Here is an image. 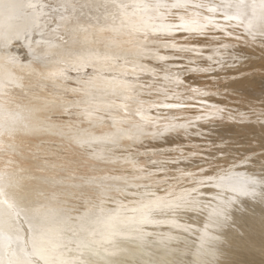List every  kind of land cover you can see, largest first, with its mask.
I'll return each mask as SVG.
<instances>
[{
	"label": "bare ground",
	"instance_id": "6f19581e",
	"mask_svg": "<svg viewBox=\"0 0 264 264\" xmlns=\"http://www.w3.org/2000/svg\"><path fill=\"white\" fill-rule=\"evenodd\" d=\"M19 2L24 3V4L31 2L37 5V8L35 10L26 8L21 12L20 17L16 19L15 21H13V25H14L13 34L15 35L16 33H19V38L12 39L7 47H0V124L4 125L3 128H0V161L2 160V158L6 156L10 155L12 157V159L10 160L12 162V164L10 163L11 165L9 164L7 166L6 165L1 166L2 163L0 164V174L4 176L3 181L0 182V186L4 188V191L6 193L5 198L13 202L15 204L16 210L19 212V216L8 215L6 212V205H0V208L5 209V215L3 217L4 223L0 224V231H3L5 236H8V235H12L13 237H15L16 235L27 236L30 225L42 226L41 245L46 250L47 255L55 258L56 264H264V194L261 193L260 188H257V194L255 196L236 197L235 201L226 209L227 219L221 221L220 223H216L214 222V220L209 219V213L211 211V207L204 206L205 204L211 203V206L215 207L217 204V201L212 200V196L215 195V191L209 188L200 189L203 195L200 197H197V199L200 201L198 205L188 204L178 209L164 208L162 210H158L154 212L153 219L157 221L155 223L140 224L139 223L140 212L133 211V209H139L141 203H149L150 201H156L157 198H164L163 203L174 201L176 197H179L183 195L185 192L190 191L192 188L197 187L196 180H198L202 175L204 174L213 175L219 172L221 169H227L233 165L235 166L234 171L238 173H244L246 175H251V176L256 177L257 179L264 178V45L262 44V42L260 43L261 45L257 44L256 41L249 38V34L247 35L246 32H245L246 34L245 33L239 34L236 29V27H238L236 26L237 25L236 24L235 25L236 27L234 30H236L235 33L237 34L235 36H230L228 35L230 32L226 33L224 31L217 33L216 36H217V40L220 39V40L226 41L228 39V41L225 42L223 45L224 48H225V45H226V49L227 47H230L231 49L237 48L238 49L237 52L239 51V49L242 48L243 55L242 54L240 55L241 51H239L240 53L239 52L237 53L236 50L235 51L232 50L234 53L236 52L238 54L237 56H239V59L236 60L235 59L236 54H234L235 57L233 58V60L231 59L228 61L229 62L234 61L235 63L231 62V65H230V63H228L227 61V58H224L226 60L225 61L222 60V61L223 62L227 61V64H228V65L227 64L223 65V66H226L225 70L221 69V67L219 68L215 67L213 71H209V70L201 71L200 69H205V68L200 67V69H198L197 72L195 71L196 73H198V77L197 78L196 76L194 77L193 80H196V82L195 84L192 82L194 85H192L191 88L194 87L197 90H199V92L205 93V95L198 94L200 96V99L203 98L204 102H208L209 106H213V108L210 109V110H213V112L215 113V115L211 116L213 120L211 121L210 119V121L208 122L204 121V122L208 123L207 128L209 126H212L213 129H215L218 132V135L216 134V136H214L213 138L211 137V139H209L210 141L207 142V139H206L205 142H207V146H206V149L204 150L205 153L200 154L202 157V159L200 160H195L193 162L191 161L190 163H184L181 166L170 167L167 170H165L166 171L165 172L163 171L164 168H162L159 165V163L150 164V165L145 164L148 158L149 160L154 159L155 157L154 155H150L151 157L149 156L146 158L140 155L139 157H137L138 154H143L149 151L146 149L148 146L146 145L143 146V143H140L138 139L146 134H149L150 130L149 131L144 130L143 132H140L135 129H129V128L127 129L122 126L123 124L120 125L117 123L114 124L113 126L112 125L113 121L109 123L112 125L110 129L108 130L101 129V128L98 129L100 127L101 119L99 120L98 119L99 117H98L97 119H94L93 121L90 120L91 121L90 122L91 132H89V135L87 134V136L84 137L85 139H82V137L76 138L72 142H74L77 146L79 145L78 147H82L86 143L92 144L94 147H98L100 149V152L95 153L91 150H87L84 152L89 153L90 157L93 159V160L91 159L92 165L97 167V166H100L101 164L107 163L106 165H109L110 167L109 170L112 173L104 175L103 178H97V176L94 178L91 175L92 173L91 172L90 174L85 175L82 180L74 179V178H72L71 180H67L66 181L68 183L67 189L71 191L67 195L69 198L71 197V199L73 200H78L76 199V197L81 196L84 200L85 199L89 200L90 199V196L88 195L89 189L94 188L93 186H95L98 189V198L97 200L93 201L94 203L93 205H95V208L92 207L93 205L89 206V203L91 204L92 202L83 203L84 204L83 207L77 208L76 204L78 202L75 203V206H76L75 207L73 201L70 200L69 201L70 204L68 203L69 208L65 209L62 207L63 205L60 204V202L58 204L57 203L58 201L55 200L56 199L55 193L59 191V189L61 188V186H59L58 183L62 182L63 184V180H62L63 178L61 179L60 178L61 176L57 177L56 175H53L54 170L48 169L49 167L46 165L47 163H44L43 161L46 153L44 155V158L40 159L42 156H40V158H38L37 156L36 158H33L35 156H31V154L28 153L29 151H24L27 144H30V146L32 147L37 146L36 145L37 139L43 140L45 143L55 138L50 133H46L47 131L43 132L46 134H42V132L39 130L41 121L42 122L44 121L43 113L44 111H46V110L43 111L42 108H47V109L52 108V110L56 109L59 111L61 110V106H57V104L56 105H52V104L51 105H44V104L41 105V103L39 102H42V101L46 102V101L45 100L38 101V100L32 99L31 95L22 94V91L23 92L25 90L27 91V88H26L28 85L27 83H31L34 81L31 79H35V77H39V79L41 78V80H46L45 78L46 76L60 70L59 68H55L57 66L56 64L60 63V62L56 63V61L58 62V60H60L59 55L67 54L68 50H70L69 48L74 47V46H71V45H74L71 42L67 43V42H63V40L66 38L65 35H67V33L65 32V29L68 30V28L74 27V25L69 23V21L67 23V20L70 16H72L70 15L71 11L74 8L77 9V7H74V8L69 7V5L65 2V0H19ZM137 2L140 3V1L138 0ZM253 2L257 3V1L248 0L249 4ZM125 6H127V4ZM125 6L123 7L124 9L126 8ZM131 10L132 9H130V12ZM136 11L137 10L132 11L131 14L133 12H135L136 14ZM130 12H127L126 15L128 16V13ZM190 12H195V10H192V11L190 10ZM74 13L77 14V12H74ZM139 14L140 13L136 14L135 16ZM175 14H179V13H174L173 15ZM83 15H85V13H83ZM205 15L208 16V12L205 13ZM205 15H202V16H205ZM73 16L77 18V15H73ZM85 16H82V17H85ZM87 16H90V15L87 14ZM215 16H216V13H215ZM175 17H177V15ZM118 18L120 19L118 21H121L122 17L121 18L118 17ZM72 19L73 18H71L70 21H72ZM102 19H99V22ZM222 19L219 18L218 21L220 20L223 22ZM107 20H108L107 22L109 23V18H107ZM88 22H92V21L88 20ZM93 22L95 24V21ZM102 22H104V20L101 21V23ZM97 23L98 22H96V24ZM129 23L131 24L133 22H128L127 24L129 25ZM172 23L175 24V22H172ZM237 23H240V21ZM255 23L257 25L259 24L258 15H257V21ZM178 24L179 22L176 23V25ZM90 25L93 28L94 27L96 28L95 25L94 26L93 24H90ZM117 25H119V23ZM132 25L134 24H131L129 26L132 27ZM91 26L89 27L88 25L86 27L84 24V27L86 28L88 27L91 28ZM108 26L105 24V27L107 29L109 28ZM78 30L79 29L76 28V32ZM110 30L112 29L110 28ZM225 31H228V30H225ZM173 32L181 34V36H179L177 39L184 40L186 42H195L196 40H200L203 36L201 34H197L194 32L192 33V32L185 31V30H180L178 32L173 30ZM232 32L233 30L231 31V33ZM87 33L84 32V35ZM115 34H118V33L115 32ZM205 34L209 35L207 34V32ZM75 35L76 34L74 33L73 36ZM160 35L157 36L158 39L159 37L161 39L162 35L161 36ZM79 36L81 37V35ZM115 37L117 36L115 35ZM213 37L214 36L212 34H211V37L209 36V38H211V42H212ZM111 39H112V36H111ZM164 39H169V38H164ZM261 39H263V37ZM163 41L165 42V40ZM208 41L209 40H207V42ZM78 43L76 44L79 50V47L81 46H78ZM81 43H83V41L80 42L79 44ZM178 43H180V41ZM86 45L83 44L82 46L85 47ZM179 45L178 47L180 48ZM106 46L107 44L105 45V47ZM186 46L191 47V45H186ZM194 48L196 47L194 46ZM197 48H199V46H197ZM224 48H221V49H224ZM78 50H75V51H78ZM229 51L231 50L229 49ZM226 52L224 54H226ZM54 57H56V59H54ZM229 57L230 56H228V58ZM143 62H147V61L143 60ZM67 67L65 66L66 70H68ZM92 72L88 70L87 74L89 75ZM84 73L82 75H84ZM95 74L96 73H93L92 76L88 77L85 81V83L89 87H91L90 90L95 89V88L98 89L96 87V81L98 79L94 77ZM148 75H150V73ZM132 76H130V78ZM153 76L154 75H152V77ZM157 77H162V75L158 76L157 74ZM157 77L154 79L158 80ZM115 78L116 77H112V78L104 77L102 78V80L115 81L116 80ZM118 81H121V80H118ZM101 82L103 81H100L99 84H101ZM156 82L157 81H155V83ZM163 82L164 81H162V83ZM150 83L151 82H149V84ZM44 84L42 83V85ZM153 85L154 84L152 83V87ZM107 86L110 87L109 89L110 92L111 91L113 92L114 86H112L111 84ZM173 87L175 86L173 85ZM145 88L147 87H144L143 89L142 88L141 89L144 90ZM158 88H159V85H158ZM175 88H178V87H175ZM191 88L189 89L191 90ZM159 91L160 90H158V92ZM168 91H172V90H168ZM97 93H99V91ZM102 93L103 92H101V94ZM150 93L153 94L152 92ZM175 93L177 92H174V94ZM142 94L145 95V92ZM170 95L171 94H168V96ZM180 95H182V93ZM188 96L190 95L188 94ZM191 96L193 97L192 94ZM83 99L89 100V99H92V97H85ZM184 99L183 101L185 103L189 104L190 102L191 104L192 100L189 102L188 101L186 102ZM169 101L167 103H170ZM192 102L194 104L195 101H192ZM199 102H196V103H199ZM104 104H107V102ZM61 105H62V102H61ZM198 105H201V104H198ZM216 109H222V111L216 112L215 111ZM197 110L198 109L196 106L183 108L178 111H174V109L171 110L170 112H173L174 114L175 113L179 114L177 115L180 116V124H185L186 127L184 128L177 127L175 129L164 127L162 129L163 131L162 133L164 134L168 133L170 135H181L182 138L187 139V143H185V146L192 147V145H190L192 142V139H188V137L196 136L194 134L196 128L192 130L193 124H190V122L191 121L196 122L195 119L197 116H199V114H197V112L199 113V111ZM71 113H73V111ZM76 113L74 112L73 115H76ZM167 113L168 112L166 111V113L163 115H166ZM207 113L210 114V112H207ZM169 114L167 116H169ZM172 116L176 117V115H172ZM151 119L154 120L153 118ZM116 120L121 121L119 119H116ZM45 123H48V121ZM73 123L75 124V122ZM131 126H134V125H131ZM75 127L73 128L77 130L75 131L72 130L73 132L71 131V133L68 136L78 137L79 135H81V132L83 131L80 132L78 130L79 128L77 127L75 128ZM108 127L106 126L105 128H108ZM158 128H157L156 133L161 130V129L158 130ZM82 130H84V128H82ZM58 131L59 130L57 129L56 132ZM64 131H67V130H64ZM64 131L62 132L64 133ZM197 131L199 132L198 129ZM59 134H61V131ZM204 137H207V136L204 135ZM158 138L159 137H157V139ZM63 139L65 140V138ZM107 139L117 140L123 143V145H125L126 141H129V140L136 141L139 144L137 145L138 146L137 151H135L136 157L135 156L130 157L132 153L130 152L129 154L128 152L129 156L127 160L125 159L126 164L124 165L123 164L121 165L120 164L121 161L118 159L116 160L115 158H105V156L104 158L99 157L100 155L102 156V155L109 154L106 151L109 149L107 148L108 146L103 147V145L105 146V144H103V140L107 141ZM160 139H158L159 142H160ZM198 141L200 140L198 139ZM39 143L40 142H38V144ZM41 144L42 143H40L38 146L40 147ZM63 146L65 147V145ZM41 148L39 149V152ZM11 149H13L14 152L11 151ZM50 149L51 148H49V150ZM58 149L60 150L61 148H58ZM53 150H57V149H53ZM53 150H50V151L53 152ZM189 150L190 149H188V151ZM60 151H61L60 153H62L63 150H60ZM154 151L152 153H155ZM73 152L75 151L73 150ZM73 152L70 154H73ZM161 152L163 151L161 150ZM173 152H176V151H173ZM178 154H181V152H178ZM156 156H159V155L157 154ZM50 160H53V159H50ZM46 161L47 160H45V162ZM5 162H9V161L6 160ZM202 164H206V165L203 166ZM33 166H37L38 169L36 167L37 170L36 169L33 170L32 169ZM148 167H150L152 170H149V171L142 170V168L146 169ZM56 168H59V167H56ZM82 168H84V166ZM39 169L41 170L39 171ZM202 169L204 170L203 172L201 171ZM116 170L118 171L120 170V171L117 172ZM157 171L163 172V175L161 176V173H160V176L151 175L152 172L155 173ZM84 172L86 171L84 170ZM87 172L89 173L90 171H87ZM187 172H193V173L197 172V176L191 175L195 177L193 184H191L192 182L190 184H185L186 183L185 182V183H181L180 185L178 184V186H176L175 189L167 188L166 186L167 183L165 184V179L163 178L165 174H169L173 176L175 180L178 177L181 178V176ZM73 173H75V171ZM56 174H60V173L57 172ZM185 179H186V176H185ZM43 180L45 181L44 183H42ZM168 186H171V185H168ZM77 187H79L80 189L79 188L77 189ZM46 188H48L47 189L48 195H46V193H44L45 195L37 194V192L39 191L38 189H40L39 192H41L42 189H46ZM62 202L63 201L61 200V203ZM63 204L65 203L63 202ZM65 207L67 208V206ZM133 221H136V222L133 223ZM206 224L208 225L207 228L205 227ZM6 247H7V240L5 239L2 242V246H0V256H3L5 254ZM41 264H43V261L41 262Z\"/></svg>",
	"mask_w": 264,
	"mask_h": 264
},
{
	"label": "rangeland",
	"instance_id": "374dc122",
	"mask_svg": "<svg viewBox=\"0 0 264 264\" xmlns=\"http://www.w3.org/2000/svg\"><path fill=\"white\" fill-rule=\"evenodd\" d=\"M76 1V2H75ZM79 1V2H78ZM127 1V3H126ZM141 2V0H138ZM207 0H205L206 2ZM254 1H257V3H255L257 5V9H256V14L258 15V18L259 16L261 15V9L259 7L260 5V0H254ZM65 2L69 5V7H77L74 8L70 15L68 20H67V23L69 21V23L73 24L74 27L73 28H68V30L65 29V32L67 33L66 38L63 40V42H71L72 44L74 45H71V46H74V47H71L69 48L70 50H68V53L67 54H60L59 55V59L58 62L56 61V63H59V64H56L57 66L55 68H59L60 70L56 71L55 73H52L48 76H46V80H41V78L39 79V77H35V79H31V80H34L33 82L31 83H27V91L25 90L24 92L22 91V94H26V95H31L32 99H35V100H38V101H42V100H45L46 102H39L44 105H56L57 106H61V110H52V108H42L44 113H43V116H44V121L42 122L41 121V125L39 126V130L42 132V134H46V133H50L51 135H53L55 138L54 139H51V141H48V142H45L47 144L44 143L43 140H39L37 139L36 141V145L38 146L40 143L41 146L37 147H32L30 146V144H27L26 145V148L24 151H29L28 153L31 154V156H35L33 158H36V156L38 158H40V156H42L40 159H43L44 158V155H45V158L43 159L44 163H47L46 165L49 167L48 169L49 170H54V174L53 175H56L57 177H60L62 180H63V184L62 182L58 183L59 186H61V188L59 189V191H57L55 193L56 195V201H58L57 203L59 204H62L63 208L65 209H68L69 208V201H73L74 203V206H75V203L77 208H81L84 206L83 203H86V202H92L91 204L89 203V206H92L94 203L93 201L97 200L98 198V189L93 186L94 188H90L89 189V196H90V199H83L81 196L79 197H76V199L78 200H73L71 199V197L69 198L67 195L68 193H70L71 191L69 189H67V180H71L72 178L74 179H79V180H82L83 177L87 174H90L91 172V175L95 178L97 176V178H103L104 175H107V174H111L112 172L109 170V165H106L107 163H104V164H101L100 166H94L92 165V158L90 157L89 153H85L84 151H87V150H91L95 153L97 152H100V149L98 147H94L92 144H85L84 146L82 147H78L74 142H72L73 140H75L76 138H81L82 139H85L84 137L87 136V134L89 135V132H91V125H90V122L93 121L94 119H98L101 121L100 122V127L98 129H105V130H108L112 127V125L114 126V124H120L122 125L123 127L125 128H129V129H135L137 130V128L135 127V125L138 123V124H143V121L140 120V116H138L136 113H137V109L139 108H143L144 110V113L153 118L154 120H152L150 123H148L147 125H145L144 127V130H147L149 131V134H146L142 137H140L138 140L140 141V143H143V146L146 145L148 146L146 149L149 150L143 154H138L137 157L142 156V157H149L150 155H154V159H150L148 158L147 162L145 163L146 165H150V164H158L164 168L163 171L167 170L168 168L170 167H175V166H181L183 165L184 163H190L191 161H195V160H200L202 159L201 155L200 154H204L205 153V149H206V146H207V142L210 141L209 139H211V137L213 138L214 136H216V134L218 135V132L213 129L212 126H208V121H211L213 120L212 119V115H215V113L213 112V110H210L213 108V106H209L208 105V102H204L203 101V98L200 99V96L198 95V93H193L191 90L194 88L191 86L195 84L196 80H193L194 77L196 76V78L198 77V73L197 70L200 69V67L202 68H205V69H208L209 71H213L216 68H219L221 67V69H226V66H223V65H226L227 64V61L228 60H233V58L236 56L238 58L235 57V59H239V56H237L238 52L241 51L240 55L242 53V48L239 49V51L237 52V48L235 49H231L230 47H226L224 48V43L228 41V39L225 41V40H220L218 39L217 40V33L221 32L220 30H216L214 28H212L211 30V27L209 29H207L205 31V33L207 32V34L209 35H206L205 33L203 34L202 36V40H196L195 42H186L184 40H178L177 38L179 36H181V34L179 33H174L172 31V34L171 32L170 33H167V34H161L162 37L160 39L157 38L158 35H149V37L151 38H147L145 39L143 37V35L141 33L138 34V32H136L134 29L135 25L139 22V19L142 15V12L138 11L137 9H133L132 6L134 4H137L139 2H137V0H65ZM71 2V3H70ZM94 2V3H92ZM110 2V3H109ZM117 4H116V3ZM207 2H215V3H219L220 0H208ZM259 3V4H258ZM127 4V6H125ZM71 5V6H70ZM94 5V6H93ZM113 5V6H112ZM119 5V6H118ZM131 5V6H130ZM121 6V7H120ZM126 7L124 9L123 7ZM130 6V7H129ZM98 9H96V8ZM106 7V8H105ZM92 8V9H91ZM109 8V9H108ZM114 8V9H113ZM129 8V9H128ZM94 9V10H93ZM102 11H101V10ZM130 9L131 12L134 11V10H137L136 11V14L140 13L139 15L135 16V12H133L131 14L130 12ZM260 9V10H259ZM76 10V11H74ZM129 10V11H128ZM190 10H195V11H198L199 12L201 11V15H205V13H207L206 9H192V8H189V12ZM91 11V12H90ZM106 13H105V12ZM126 11V12H125ZM174 13H179V14H175V15H172L171 17H169L166 21V23L168 22L169 24H171L172 22H175V24L173 25H176L177 22L180 23V20H179V15H181L183 13V10H173ZM177 11V12H176ZM260 11V13H259ZM74 12H77L74 13ZM97 12V13H96ZM103 12V13H102ZM127 12H130L128 13V16L126 15ZM83 13H85V15H83ZM102 13V14H101ZM105 13V14H104ZM109 13V14H108ZM111 13V14H110ZM117 13V14H116ZM90 15V16H87ZM100 14V15H99ZM123 14V16H122ZM130 14V15H129ZM135 14V15H134ZM221 13H216V16L215 14L213 16L214 19L220 24L223 26V31L226 32V33H231V31L233 30V32L231 33L230 36H235L237 33H235L236 29L238 31V33H247L248 35V32L245 28V26L241 23H237L239 22L238 20L236 21H232L231 24L230 22H226L224 19H222V14L219 15ZM73 15H77V18L74 17ZM94 15V16H93ZM104 15V16H102ZM107 15V16H106ZM110 15V16H109ZM115 15V17H114ZM119 15V16H118ZM121 15V16H120ZM132 15V16H131ZM177 15V17H175ZM207 15V14H206ZM205 15V16H206ZM208 15H210V13H208ZM212 15V14H211ZM81 16V17H80ZM82 16H85L86 19H88L89 21H92V22H88V20L85 19V17H82ZM113 16V17H111ZM126 16V17H124ZM135 16V17H133ZM176 18L174 19L173 18ZM90 17V18H89ZM100 17V18H99ZM111 17V18H110ZM117 17V19H116ZM118 17H124L123 19L121 18V21H118L120 20ZM137 17V18H136ZM72 19V21H70ZM93 18V19H91ZM96 18V19H95ZM102 19L100 20L99 22V19ZM107 18H109V23L107 22ZM114 18V19H112ZM221 18L223 20L222 21H218V19ZM83 19V20H82ZM98 19V20H97ZM126 19V20H125ZM171 19V20H169ZM78 20V22H77ZM81 20V21H80ZM101 23V21H103ZM124 20V21H123ZM75 21V22H74ZM85 21V22H84ZM87 21V22H86ZM95 21V24L96 22H98L96 25L94 24ZM116 21V22H114ZM74 22V23H73ZM77 22V24H76ZM85 26L87 27L89 25V27L91 26L90 24H93V26L95 25L96 28L92 27L91 28H86L84 27V24ZM112 24H111V23ZM124 22V23H123ZM128 22H133L131 24H134L131 26L130 23L129 25L127 24ZM135 22V23H134ZM171 22V23H170ZM236 22V23H234ZM88 23V25H87ZM109 26H108V24ZM116 25L119 23V25ZM105 24L109 27L108 29L105 27ZM114 24V25H113ZM225 24V25H224ZM228 24V25H227ZM234 24V25H233ZM237 24V25H236ZM246 24V22H245ZM111 25V26H110ZM128 25V26H127ZM231 25V26H230ZM236 25V26H235ZM80 26V27H78ZM99 28H98V27ZM126 26V27H125ZM225 26V27H224ZM228 26V28H227ZM128 27V29H127ZM231 27V28H230ZM233 27V29H232ZM76 28L79 29L77 32H76ZM110 28L112 30H110ZM126 28V29H125ZM71 29V31H70ZM86 29V30H85ZM106 29V30H105ZM133 31H132V30ZM74 30V31H73ZM81 30V31H80ZM90 32H89V31ZM97 30V31H96ZM102 30V31H101ZM115 30V31H114ZM125 30V31H124ZM225 30H228V31H225ZM80 31V32H79ZM96 31V32H95ZM119 31V32H118ZM176 31V30H174ZM216 31V32H215ZM73 32V33H72ZM79 32V33H78ZM84 32H88L87 34L84 35ZM93 32V33H91ZM95 32V33H94ZM109 32V33H108ZM113 34H111V33ZM118 33V34H115ZM123 32V33H122ZM132 32V33H131ZM136 32V33H135ZM178 32V31H177ZM74 33L76 34L75 36ZM91 33V34H89ZM127 33V34H126ZM193 33V32H192ZM235 33V34H234ZM245 33V34H246ZM257 33H258V29H257ZM73 34V35H72ZM93 34V35H92ZM100 34V35H98ZM111 34V35H110ZM121 34V35H120ZM169 34V35H168ZM211 34L214 36L212 38V42H211V38H209V36L211 37ZM238 34V35H239ZM81 35V37L79 36ZM115 35L118 37H115ZM120 35V36H119ZM123 35V36H122ZM160 35V34H159ZM160 35V36H161ZM167 37H166V36ZM174 35V36H173ZM77 36V37H76ZM84 36V37H83ZM94 36V38H93ZM103 36V37H102ZM111 36H112V39H111ZM114 36V37H113ZM170 36V37H168ZM173 39H172V37ZM207 36V37H206ZM90 37V38H89ZM110 37V38H109ZM140 37V38H139ZM156 37V38H155ZM257 37V38H256ZM255 37V39L252 38V36L250 37L249 35V38L250 39H253L254 41H256L257 44L261 45L260 43L262 42V44L264 45V36H259V34H257ZM263 37V39H261ZM68 38V39H67ZM74 38V39H72ZM76 38V40H75ZM81 38V39H80ZM93 38V39H92ZM116 40H115V39ZM164 38H169V39H164ZM217 40H215V39ZM89 39V40H88ZM107 39V40H106ZM153 39V40H152ZM158 39V40H157ZM175 39V40H174ZM206 39V40H205ZM261 39V40H260ZM66 40V41H65ZM82 42L81 44H79L78 42ZM96 40V41H95ZM162 40V41H161ZM165 40V42L163 41ZM174 40V41H173ZM207 40H209L207 42ZM259 40V41H258ZM74 41V42H73ZM88 41V42H87ZM105 41V42H104ZM116 43H115V42ZM180 41V43H178ZM183 41V42H182ZM216 41V42H215ZM221 41V42H220ZM258 41V42H257ZM85 42V43H84ZM87 42V43H86ZM109 42V44H108ZM145 42V43H144ZM150 42V43H148ZM160 42V43H159ZM178 44H177V43ZM200 44H199V43ZM204 42V43H203ZM206 42V43H205ZM78 43V46H81L79 47V50H78V47H77V44ZM91 43V44H90ZM97 43V44H96ZM168 43V44H166ZM171 43V44H170ZM184 43V44H183ZM190 43V44H189ZM198 43V44H197ZM86 45L85 47L82 46V45ZM93 44V45H92ZM107 44V46L105 47V45ZM145 44V45H144ZM180 44V45H179ZM162 45V46H161ZM173 45H176L175 47H173ZM178 45L180 46V48L178 47ZM186 45H191L190 46H186ZM201 45V46H200ZM217 45V46H216ZM92 46V47H91ZM134 46V48H133ZM182 46V47H181ZM185 46V47H184ZM194 46L196 48H194ZM197 46H199V48H197ZM216 46V47H214ZM221 46V47H220ZM94 47V48H93ZM171 47V48H170ZM178 47V48H177ZM204 49H203V48ZM220 47V48H218ZM82 48V49H81ZM93 48V49H92ZM108 48V49H107ZM163 48V49H161ZM167 48V49H165ZM177 48V49H176ZM183 48V49H182ZM221 48H224V49H221ZM78 50V51H75V50ZM81 49V50H80ZM102 49V50H101ZM160 49V50H158ZM181 49V50H180ZM194 49V50H192ZM218 49V50H217ZM229 49L231 51H229ZM141 50V51H140ZM162 50V51H161ZM164 50V51H163ZM200 50V51H198ZM236 50V52L234 53L233 51ZM74 51V52H73ZM96 51V52H95ZM131 51V52H130ZM162 53H161V52ZM182 51V52H180ZM188 51V52H187ZM190 51V52H189ZM228 51V52H226ZM70 52V53H69ZM72 52V53H71ZM206 52V53H205ZM226 52V54H224ZM232 53L230 54V53ZM185 53V54H184ZM188 53V54H187ZM70 54V55H69ZM99 54V55H98ZM234 54H236L234 56ZM112 55V56H111ZM120 56V57H119ZM209 56H212L213 59L212 60H209L208 57ZM228 56L232 57V58H228ZM147 57V58H146ZM161 57H163V59H161ZM132 58V59H131ZM137 58V59H136ZM224 58H227V61L226 62H223L225 61L226 59ZM54 59H56V57H54ZM140 59V60H139ZM189 59V60H188ZM234 59V60H235ZM143 60L147 61V62H143ZM150 60V61H148ZM223 60V61H222ZM235 60V61H236ZM62 61V62H61ZM69 61V62H68ZM222 61V62H221ZM90 62V63H88ZM140 62V63H139ZM231 62L235 63L234 61H228V63H230L231 65ZM65 63V64H64ZM225 63V64H224ZM232 63V64H233ZM99 64V65H98ZM59 65V67H58ZM64 65V66H63ZM78 65V66H77ZM134 65V66H133ZM194 65V66H193ZM228 65V64H227ZM65 66L67 67L68 70H66ZM92 66V68H91ZM192 66V67H191ZM197 66V67H196ZM62 67V69H61ZM145 67V69H144ZM96 70H94V69ZM140 70H139V69ZM143 68V69H142ZM157 68V69H156ZM71 69V70H70ZM100 69V71H99ZM66 70V71H64ZM74 70V71H73ZM77 70V71H76ZM88 70L92 73H90L89 75L87 74L88 73ZM104 72H103V71ZM142 70V71H141ZM156 70V71H155ZM183 70V71H182ZM68 71V72H67ZM73 71V72H71ZM77 74H76V72ZM87 71V72H86ZM95 71V72H94ZM141 74H140V72ZM196 71V72H195ZM67 72V73H66ZM85 72V73H84ZM107 72V73H106ZM113 72V73H112ZM135 72V73H134ZM146 72V73H145ZM187 72V73H186ZM84 73V75H82ZM93 73H96L94 75L95 78H97L98 80L96 81V87L99 89H92L90 90L91 87H89L85 81L88 77H91ZM102 73V74H101ZM115 73V74H114ZM145 75H143V74ZM150 73V75H148ZM162 73V74H161ZM194 73V74H193ZM57 74V75H56ZM126 74V75H125ZM129 74V75H128ZM131 74V75H130ZM156 74V75H155ZM157 74L158 76L159 75H162V77H157ZM168 74L169 76H172V77H176L178 76L179 79L181 81H183V84L180 85L178 88H175L177 87L174 83H170L168 81H165L164 80V76ZM183 74V75H182ZM87 75V76H86ZM113 75V76H112ZM115 75V76H114ZM128 75V76H127ZM133 75V76H132ZM152 75H154L152 77ZM189 75V76H188ZM120 76V77H119ZM123 78H122V77ZM127 76V77H126ZM130 76H132L130 78ZM137 76V78H136ZM104 77H116L115 81H109V80H102V78ZM134 77V79H133ZM143 77V78H142ZM152 77V78H150ZM158 80H155L154 78H156ZM186 79H185V78ZM101 79V80H100ZM136 79V80H135ZM141 79V81H140ZM118 80H121V81H118ZM164 81L162 83V81ZM190 80V81H189ZM100 81H103L100 83ZM105 81V82H104ZM118 81V82H116ZM144 83H143V82ZM148 81V82H147ZM155 81H157V84L155 83ZM98 82V83H97ZM142 82V84H141ZM149 82H151L149 84ZM194 84H193V83ZM39 83V84H38ZM42 83L44 85H42ZM113 83V84H112ZM138 83V84H137ZM148 83V85H147ZM152 83L154 84L153 87H152ZM162 83V84H161ZM186 83V84H185ZM112 85L114 86V90L113 92L111 91L110 92V87L107 86V85ZM137 84V85H136ZM156 84V85H155ZM136 85V86H135ZM158 85H159V88H158ZM173 85L175 87H173ZM188 85V86H187ZM31 86V87H30ZM107 86V87H105ZM129 86V87H128ZM132 86V88H131ZM161 86V87H160ZM186 86V87H185ZM144 87H147L145 88L144 90H142ZM188 87V88H187ZM102 88V89H101ZM106 88V89H104ZM127 88V89H126ZM130 88V89H129ZM142 88V89H141ZM191 88V90L189 89ZM149 89V90H148ZM176 89V90H175ZM179 91H178V90ZM181 89V90H180ZM185 91H184V90ZM196 89V88H194ZM95 92H94V91ZM106 90V91H105ZM126 90V91H124ZM158 90H160L158 92ZM168 90H172V91H168ZM174 90V91H173ZM183 90V91H182ZM188 90V91H187ZM94 94H93V92ZM99 91V93H97ZM105 91V92H104ZM117 91V92H116ZM140 91V92H139ZM142 91V92H141ZM145 92V95H143L142 93ZM152 92L153 94H151L150 92ZM181 91V92H180ZM28 92V93H27ZM101 92H103L101 94ZM116 92V93H115ZM121 92V93H119ZM155 92V93H154ZM161 92V93H160ZM171 92V93H170ZM174 92H177L175 94H181V98L182 100L184 98H187L184 99L186 102L188 101H195L194 104L193 102L191 101V105H194L197 107V111H199V113L197 112V114H199V116H204L205 118L203 119H200V120H196V122H190V124H193L192 126V130H194L195 128V135L196 136H191V137H188V139H192V142L190 145H192V147H188V146H185V143H187V139L185 138H182L181 135H170L168 133H162V129L164 127H166L167 125H170V124H180V116H178L179 114L178 113H173V112H170L171 110L174 109V111H178L180 109H176V108H166V107H162L160 105L162 104H165L167 103L169 100L165 98V95L167 94H171L170 96L174 95ZM125 93V94H124ZM127 93V94H126ZM137 93V94H136ZM158 93V94H157ZM188 93L190 96L191 94L193 95V99L189 100L188 99ZM33 94V95H32ZM165 94V95H163ZM186 94V95H184ZM94 95V96H93ZM97 95V96H96ZM123 95V96H122ZM30 97V96H29ZM30 97V98H31ZM85 97H92V99H89V100H85L83 98ZM184 97V98H183ZM192 97V96H191ZM197 97V98H196ZM199 97V98H198ZM114 98V99H113ZM197 101H196V99ZM120 99V100H119ZM122 99V100H121ZM124 99V100H123ZM73 100V101H72ZM172 100V102H171ZM169 102L170 103H177L178 101L174 100V99H171ZM76 101V102H75ZM175 101V102H174ZM200 101V102H199ZM203 101V103H202ZM61 102H62V105H61ZM107 104H104L106 103ZM118 102V103H117ZM196 102H199V103H196ZM46 103V104H45ZM201 104V105H196V104ZM109 104V106H108ZM112 104V105H111ZM188 104V103H187ZM190 104V102H189ZM119 105V106H118ZM122 105V106H121ZM206 105V107H205ZM71 107V108H70ZM123 107V108H122ZM156 107V108H155ZM199 107V108H198ZM209 107V108H208ZM73 108V109H72ZM122 108V109H121ZM203 108V109H202ZM207 108V109H206ZM70 109V110H69ZM75 109V110H74ZM156 109V110H155ZM162 109V110H161ZM165 109V110H164ZM168 109V110H167ZM200 109V110H199ZM73 113L77 112L76 115H73V113H71L72 111ZM80 110V111H79ZM118 110V111H117ZM50 111V112H49ZM66 111V112H65ZM84 111V112H83ZM86 111V112H85ZM166 113V111L168 112L166 115H163L165 114L164 112ZM203 111V112H202ZM210 112L213 114H209L207 112ZM46 112V113H45ZM56 112V113H55ZM68 112V113H67ZM82 112V113H81ZM114 112V114H113ZM71 113V115H70ZM170 113V114H169ZM203 115H202V114ZM206 113V114H204ZM50 116H49V115ZM66 114V115H65ZM68 114V116H67ZM79 114V115H78ZM84 116H82V115ZM169 114V116H167ZM178 114V115H177ZM46 115V116H45ZM55 115V117H54ZM63 115V116H62ZM172 115H176L175 116H172ZM48 116V117H47ZM52 116V117H51ZM67 116V117H66ZM75 116V117H74ZM101 116V118H100ZM162 116V117H161ZM171 116V117H170ZM210 116V117H209ZM50 117V118H49ZM69 117V118H68ZM116 117V118H115ZM137 117V118H136ZM162 119H161V118ZM165 117V118H164ZM167 117V118H166ZM64 118V119H63ZM67 120H66V119ZM85 118V119H84ZM179 118V119H178ZM89 119V120H88ZM114 119V120H113ZM116 119H119L121 121H118ZM137 119V120H136ZM46 120V121H45ZM91 120V121H90ZM107 120V121H106ZM169 120V121H168ZM179 120V122H178ZM48 123H45L47 122ZM57 121V122H56ZM113 121V122H112ZM176 121V122H174ZM206 121V122H204ZM75 122V124L73 123ZM110 122H112V125L109 124ZM169 122V123H168ZM44 123V124H43ZM54 123V124H53ZM105 123V125H104ZM136 123V124H135ZM164 123V125H163ZM53 124V125H51ZM62 124V126H61ZM74 124V125H73ZM125 124V125H124ZM130 124V125H129ZM159 124V125H158ZM207 124V125H206ZM77 125V126H76ZM79 125V126H78ZM102 125V127H101ZM131 125H134V126H131ZM158 125V126H157ZM199 125V126H198ZM49 128H47V127ZM67 126V128H66ZM77 127L79 128L78 130L81 132V135H79L78 137H72V136H68L71 131H75L77 129H74L73 127ZM87 128H86V127ZM108 127V128H105V127ZM151 126V127H150ZM162 126V127H161ZM198 126V127H197ZM42 127V128H41ZM64 127V128H63ZM75 127V128H76ZM159 127V128H158ZM201 127V128H200ZM45 128V129H44ZM53 128V129H52ZM82 128H84V130H82ZM156 130H155V129ZM157 128L158 130L161 129L160 131H158V135L156 133L157 131ZM169 128V127H167ZM204 128V129H203ZM48 129V130H46ZM57 129L59 130L58 132ZM61 129V130H60ZM172 129V128H170ZM175 129V128H173ZM197 129L199 130V132L197 131ZM210 129V131H209ZM213 129V130H212ZM64 130H67V131H64ZM88 130V131H87ZM152 130V132H151ZM208 130V131H207ZM47 131V132H46ZM61 131V134H59ZM64 131V133L62 132ZM72 131V132H73ZM138 131V130H137ZM43 132H46V133H43ZM198 132V133H196ZM55 133V134H54ZM58 133V134H57ZM151 133V134H150ZM64 134V136H63ZM203 134V135H202ZM60 135V136H59ZM62 135V136H61ZM155 135V136H154ZM157 135V136H156ZM207 136V137H204ZM68 136V138H67ZM153 136V137H152ZM165 136V137H163ZM168 136V137H167ZM157 137H159L158 139H160V142L159 140L157 139ZM172 137V138H171ZM197 137V139H196ZM65 138V140L63 139ZM182 138V139H181ZM203 138V139H202ZM205 138V139H204ZM170 139V140H169ZM174 139V140H173ZM198 139L200 141H198ZM207 139V142H205ZM113 139H107V141H104L103 140V144H105V146L103 145V147H107L109 148L107 151V155H100L99 157L101 158H115L116 160H120L121 161V165L123 164H126V160L128 159V156L130 154V152L132 153V155L130 157H134L136 152L137 151V145H139L136 141H126V144L123 145V143L117 141V140H114L115 142L112 141ZM151 140V142H150ZM155 141V142H154ZM164 141V142H163ZM177 141V142H175ZM184 141V142H183ZM203 141V143H202ZM38 142H40L38 144ZM51 142V143H50ZM112 142V144H111ZM136 142V143H135ZM164 144H163V143ZM182 145V146H180ZM194 142V143H193ZM198 142V143H197ZM201 142V143H200ZM44 143V144H43ZM49 143V144H48ZM55 143V144H54ZM129 143V145H128ZM197 144V145H196ZM65 145V147L63 146ZM113 145V146H112ZM127 145V146H126ZM134 145V147H133ZM152 145V146H151ZM179 145V146H178ZM199 145V146H198ZM203 145V146H202ZM29 146V147H28ZM45 148H44V147ZM76 146V147H75ZM86 146V147H85ZM42 147V148H41ZM69 147V148H68ZM75 147V148H73ZM90 147V148H88ZM133 147V149H132ZM169 147V148H168ZM177 147V148H176ZM183 149H182V148ZM198 147V148H197ZM23 148V149H24ZM41 148V151L39 152V149ZM47 148V149H46ZM49 148H51L50 150H53V149H57V150H53L50 151ZM53 148V149H52ZM58 148H61L60 150H63L62 153H60L61 151L58 149ZM81 148V149H80ZM86 148V149H85ZM136 148V149H135ZM161 148V149H160ZM172 148V149H171ZM185 148V149H184ZM193 148V149H192ZM84 149V150H83ZM188 149H190L188 151ZM73 150L75 152H73ZM156 150V151H154ZM160 150V151H159ZM161 150L163 152H161ZM166 152H165V151ZM170 150V151H168ZM172 150V151H171ZM180 150V151H179ZM185 150V151H184ZM11 151H13V149H11ZM71 151V152H70ZM77 151V152H76ZM81 151V152H80ZM83 151V152H82ZM126 151V152H125ZM155 152V153H152V152ZM159 151V153H158ZM173 151H176V152H173ZM187 151V152H186ZM14 152V151H13ZM35 152V153H34ZM44 154H42V153ZM50 152V153H49ZM73 154H70L72 153ZM129 152V154H128ZM170 152V153H169ZM178 152H181V154H178ZM41 153V154H40ZM60 153V154H59ZM66 153V154H65ZM68 153V154H67ZM81 153V154H79ZM125 153V154H124ZM187 153V154H186ZM193 153V154H192ZM35 154V155H34ZM40 154V155H39ZM49 154V155H48ZM58 154V155H57ZM63 154V155H62ZM75 154V155H74ZM88 154V155H87ZM134 154V155H133ZM159 155V156H156V155ZM5 155V154H4ZM15 155V154H14ZM55 155V156H54ZM124 155V157H123ZM181 155V156H179ZM199 155V156H198ZM16 156V155H15ZM85 156V157H83ZM176 156V157H175ZM193 156V158H192ZM127 157V158H126ZM136 157V156H135ZM151 157V156H150ZM199 157V158H197ZM61 158V159H59ZM85 158V159H84ZM87 158V160H86ZM124 158V159H122ZM197 158V159H196ZM12 159V157L9 155V156H6L4 158H2V160L0 161V164L1 166H7L9 165L10 163L12 164V162L10 161ZM50 159H53V160H50ZM89 159V160H88ZM92 159V160H91ZM126 159V160H125ZM6 160H8L9 162H5ZM45 160H47L45 162ZM50 160V162H49ZM61 160V161H60ZM69 160V161H68ZM78 160V161H77ZM23 161V160H21ZM91 161V162H90ZM151 161V162H150ZM180 161V162H179ZM186 161V162H185ZM97 162V161H95ZM99 162V161H98ZM128 162V161H127ZM168 162V163H167ZM170 162V163H169ZM178 162V163H177ZM6 163V164H5ZM52 163V164H50ZM59 166H58V164ZM70 163V164H69ZM161 163V164H160ZM167 163V164H166ZM175 163V164H174ZM181 163V164H180ZM10 164V165H11ZM61 164V165H60ZM66 164V165H65ZM170 164V165H168ZM51 167H50V166ZM56 165V166H55ZM64 165V166H62ZM84 168H82L83 166ZM203 166L206 165V164H202ZM79 166V168H78ZM168 166V167H167ZM37 166H33L32 169L35 170ZM56 167H59V168H56ZM122 167V166H121ZM58 170L56 171L55 170ZM67 168V169H66ZM78 168V169H77ZM94 168V169H93ZM107 168V169H106ZM149 168V169H148ZM148 168H142L143 171H149V170H152L150 167ZM38 169V167H37ZM36 169V170H37ZM65 169V170H63ZM80 169V170H79ZM86 172H84V170ZM87 169V170H86ZM89 169V170H88ZM92 169V170H91ZM101 169V170H100ZM41 169H39L40 171ZM97 170V171H96ZM109 170V171H108ZM200 170V169H199ZM75 171V173H73ZM87 171H90L89 173ZM99 171V172H98ZM117 172H119L118 170H116ZM60 173V174H56V173ZM108 172V173H107ZM166 172V171H165ZM164 172V173H165ZM80 173V174H79ZM158 173V174H157ZM160 173H161V176L163 175V172H155L153 173L152 172V176H160ZM70 174V175H69ZM96 174V175H95ZM154 174V175H153ZM79 175V176H78ZM82 175V176H81ZM197 176V172L193 173V172H187V173H184L181 178L178 177L174 180V177L169 175V174H165L163 176V178L165 179V184L167 186V188L169 189H175L176 186H178V184L180 185L181 183H185V184H193L194 183V178L193 176ZM67 176V177H66ZM74 176V177H73ZM185 176H186V180L185 179ZM65 177V178H64ZM71 177V178H70ZM184 177V178H183ZM96 178V179H97ZM193 178V179H192ZM182 179V180H181ZM190 179V180H189ZM182 181V182H181ZM45 181L43 180L42 183H44ZM171 183V184H170ZM66 185V186H65ZM95 185V184H94ZM168 185H171V186H168ZM64 186V187H62ZM65 188V189H64ZM79 187H77L78 189ZM48 188L46 189H42L41 192L40 189H38L39 191L37 192V194L39 195H45L44 193H46V195H48V191H47ZM80 189V188H79ZM62 190V191H61ZM46 191V192H45ZM62 192V193H61ZM66 195V197H65ZM69 198V200H68ZM80 198V199H79ZM93 198V199H92ZM75 199V198H74ZM82 199V200H81ZM61 200L65 203L63 204V202L61 203ZM65 200V201H64ZM68 201V202H67ZM67 203V205H66ZM70 204V203H69ZM67 206V208L65 207ZM75 206V207H76ZM93 208H95V205L92 206ZM81 210V209H80Z\"/></svg>",
	"mask_w": 264,
	"mask_h": 264
},
{
	"label": "snow or ice",
	"instance_id": "6c2138e0",
	"mask_svg": "<svg viewBox=\"0 0 264 264\" xmlns=\"http://www.w3.org/2000/svg\"><path fill=\"white\" fill-rule=\"evenodd\" d=\"M132 7L142 12L134 30L141 33L145 39L149 37V34H166L173 30H185L201 35L210 27L223 31V26L214 19L213 15L202 16L199 11L189 12V8L206 9L207 12L211 14L219 12L226 22H231L233 20L240 21L253 39H255L257 34L264 36V0H260L259 7L261 9V15L258 18V25L255 23L257 21V5L255 2L249 4L248 0H220L219 3H206L205 0H141L140 3L134 4ZM26 8L35 10L37 5L31 2L24 4L19 2V0H0V47H7L12 39L19 38V33L13 34V21L18 19L21 12ZM173 10H183V14L179 15L180 23L178 25L166 23L167 19L174 14ZM245 21L247 22L246 24ZM228 35H231V33ZM173 47H175V45H173ZM161 59H163V57H161ZM208 59L212 60L213 57L209 56ZM200 70L208 71V69ZM164 80L174 83L177 87L183 84V81H181L178 76L172 77L166 74ZM191 91L199 95H205V93L199 92L197 89H192ZM165 98L168 100L175 99L178 102L165 103L160 105L162 107L183 109L194 106L185 103L179 94H174L172 96L166 94ZM188 99L191 100L193 97L189 96ZM215 111L220 112L222 109H216ZM136 114L140 116V120L143 121V124H137L135 127L138 131L143 132L145 125L151 122V118L144 113L142 107L137 109ZM211 114L213 113H210V115ZM202 118L205 117H196L197 120ZM3 127L4 125L0 124V128ZM166 127L184 128L186 125L170 124ZM113 142L115 141L113 140ZM234 168L235 166L233 165L227 169H221L213 175H202L196 180L197 187L176 197L174 201L163 203L164 198H157L156 201L141 203L139 209H133V211L140 212V224L155 223L157 221L153 219L154 212L164 208L178 209L188 204L198 205L200 201L197 197L203 195L200 189L209 188L215 191L212 200L217 201V204L215 207H212L211 203L205 204L204 206L211 207L209 219L214 220L216 223H220L227 219L226 209L235 201L236 197L255 196L257 194V188H260L261 193L264 194V178L257 179L251 175L238 173L234 171ZM201 171L203 172L204 170L202 169ZM3 179L4 176L0 174V182H2ZM5 197L6 193L4 188L0 186V205H6V212L8 215L19 216L15 204ZM4 215L5 209L0 208V224L4 223ZM135 222L136 221H133V223ZM205 227L207 228L208 225L206 224ZM5 239L7 240V247L5 254L0 256V264H41L42 261L43 264H56L55 258L47 255L46 250L41 245L42 226L40 225H30L27 236H5L3 231H0V246H2V242Z\"/></svg>",
	"mask_w": 264,
	"mask_h": 264
}]
</instances>
